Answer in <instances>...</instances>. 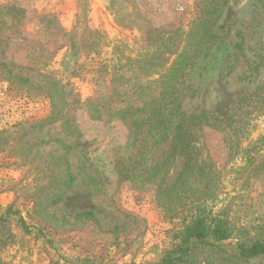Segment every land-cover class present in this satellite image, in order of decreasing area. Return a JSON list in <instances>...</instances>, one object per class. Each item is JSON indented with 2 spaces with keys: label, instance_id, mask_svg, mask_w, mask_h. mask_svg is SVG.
Returning a JSON list of instances; mask_svg holds the SVG:
<instances>
[{
  "label": "rangeland",
  "instance_id": "1",
  "mask_svg": "<svg viewBox=\"0 0 264 264\" xmlns=\"http://www.w3.org/2000/svg\"><path fill=\"white\" fill-rule=\"evenodd\" d=\"M204 1L0 0V63L34 85L8 80L6 68L0 69V214L8 207L18 212L0 223L3 264H147L171 244L191 209L216 203L218 196L232 225L244 228L241 236L255 238L264 230V169L256 175L238 171L242 161L227 159L218 131L203 128L208 185L204 176L191 178L192 202H158L147 181L123 178L118 157L130 121L143 112L97 120L84 105L91 96L107 95L112 73L139 63L161 40L180 47ZM220 1L208 15V40L179 85L181 109L205 111L211 121L231 114L240 96L264 84V0ZM45 73L61 86L68 105L57 121L40 124L51 111L43 89L35 87ZM258 108L247 125L252 139L264 132V110ZM53 138L71 147L66 156L75 180L60 202L46 206L50 217L39 218L33 203L50 192L54 168L45 169L47 154L56 151ZM169 144L159 146L148 171L168 155ZM179 160L165 188L174 182ZM87 210L94 218L76 216Z\"/></svg>",
  "mask_w": 264,
  "mask_h": 264
},
{
  "label": "trees",
  "instance_id": "2",
  "mask_svg": "<svg viewBox=\"0 0 264 264\" xmlns=\"http://www.w3.org/2000/svg\"><path fill=\"white\" fill-rule=\"evenodd\" d=\"M219 2L221 1L203 2L189 31L179 39L182 42V45L179 42L180 47L166 37L153 52L142 57L139 63L136 60V65L112 73L109 79L111 90L107 95L99 93L91 96L84 104L90 116L97 120H125L129 115L143 112L144 115L139 119L130 121L128 139L119 146L118 157L123 178L131 182L147 181L153 186L158 202L163 201V197L182 206L192 202L193 195H187L190 187L187 181L194 177L204 178L211 173L202 151L204 127H211L220 133L227 159L235 156L240 158L242 166L237 168L238 171L247 170L256 175L259 170L264 169V132L252 139L251 128L247 127L249 119L259 112L251 110H255L257 105L259 110H264V84L240 96L235 111L216 121H211L205 111L186 113L181 109L179 85L184 81L188 70L192 69V59L198 47L208 40L209 16L216 10ZM52 20L53 18L47 19V23ZM5 68L4 78H15L18 84L34 87L30 78L13 73L1 62V71ZM142 76L145 81H142ZM43 77L44 82L35 87L42 88L41 92L49 101L50 114L40 123L48 124L62 116L68 103L61 86L47 73ZM261 115L264 118V111H261ZM51 141L56 151L47 154L51 163L48 162L49 166L45 170L54 168L55 175L47 196L43 199L35 198L33 203L35 215L39 218L50 217L46 206L60 202L75 180L66 156L71 147L60 138H53ZM166 141L170 142L168 155L148 171V161ZM243 142L246 143L243 145ZM48 143L49 140L42 144ZM178 159L180 166L174 182L165 188L166 178ZM206 178L204 187L212 180L210 176ZM213 186L215 184L211 183V187ZM208 193L209 191L203 192ZM218 198L219 196L217 202ZM217 202H202V205L191 209L188 219L173 234L171 244L156 261L147 264H264V230L255 238L241 236L244 228L236 229L230 222L227 206H218ZM13 214L18 212L8 207L0 214V223ZM76 216L94 218L90 210L78 212ZM17 220L21 228L29 231V226L22 217L17 216ZM232 237L237 240L234 245L223 244ZM0 264H3L1 259Z\"/></svg>",
  "mask_w": 264,
  "mask_h": 264
}]
</instances>
